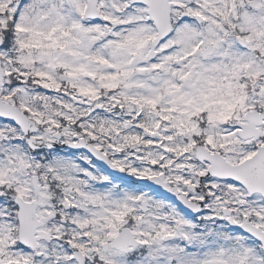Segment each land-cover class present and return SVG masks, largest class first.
<instances>
[{
    "label": "snow or ice",
    "instance_id": "1",
    "mask_svg": "<svg viewBox=\"0 0 264 264\" xmlns=\"http://www.w3.org/2000/svg\"><path fill=\"white\" fill-rule=\"evenodd\" d=\"M0 264H264V0H0Z\"/></svg>",
    "mask_w": 264,
    "mask_h": 264
}]
</instances>
